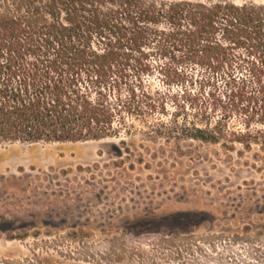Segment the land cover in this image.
<instances>
[{"label": "rangeland", "instance_id": "rangeland-1", "mask_svg": "<svg viewBox=\"0 0 264 264\" xmlns=\"http://www.w3.org/2000/svg\"><path fill=\"white\" fill-rule=\"evenodd\" d=\"M44 1L0 0V19L43 23ZM179 1L208 3H141ZM109 10L121 12H98ZM126 11L116 14L122 34L144 25ZM60 20L69 22L64 12ZM143 28L150 70L109 85L111 98L136 94L135 113L114 120L117 135L0 145V264H264V98L250 65L180 60L152 40L177 25L159 18ZM117 32L93 34L88 51L110 50ZM123 45L117 51L130 55ZM193 128L214 130L218 142L190 139Z\"/></svg>", "mask_w": 264, "mask_h": 264}, {"label": "trees", "instance_id": "trees-1", "mask_svg": "<svg viewBox=\"0 0 264 264\" xmlns=\"http://www.w3.org/2000/svg\"><path fill=\"white\" fill-rule=\"evenodd\" d=\"M207 2L144 8L141 0H45L43 23L0 19V145L89 142L117 135L120 128L114 127V120L121 123L125 112L135 113L136 94L132 89L125 99L111 98L109 85L118 89L129 71L140 75L150 70L141 49L151 37L143 27L159 18L178 28L167 35L153 33L158 51L178 52L180 60L209 68L249 64L254 94L264 98V5ZM106 5H116L121 12H98ZM125 10L144 25L120 33L117 15ZM63 12L67 24L60 20ZM111 29L121 34L117 42L125 39L123 47L130 55H121L117 42L102 54L88 51L93 34L103 38ZM239 49L244 54H235ZM142 98L148 109H157L150 95ZM217 135L193 128L189 137L217 143Z\"/></svg>", "mask_w": 264, "mask_h": 264}]
</instances>
